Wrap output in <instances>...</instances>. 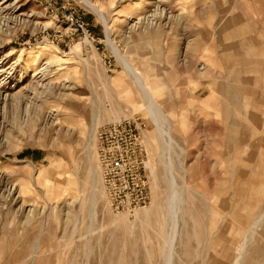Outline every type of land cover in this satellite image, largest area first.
<instances>
[{"label": "rangeland", "instance_id": "1", "mask_svg": "<svg viewBox=\"0 0 264 264\" xmlns=\"http://www.w3.org/2000/svg\"><path fill=\"white\" fill-rule=\"evenodd\" d=\"M263 139L264 0H0V264H264Z\"/></svg>", "mask_w": 264, "mask_h": 264}, {"label": "built area", "instance_id": "2", "mask_svg": "<svg viewBox=\"0 0 264 264\" xmlns=\"http://www.w3.org/2000/svg\"><path fill=\"white\" fill-rule=\"evenodd\" d=\"M133 123V121L131 122V120H127L124 124L120 122L109 125L106 133H108V136L114 140L119 136H123L128 139L130 145L135 146L137 142V127ZM108 144L109 143H107V145ZM119 146L118 143L116 147H112L109 144V146H103L98 150L99 167L101 169L104 184L115 182L121 184L122 182H126L128 178L134 176L133 170L136 169V166L133 165L134 162L132 161V158L136 153V149L134 147L122 149ZM110 195L108 196L111 204L118 206L119 201Z\"/></svg>", "mask_w": 264, "mask_h": 264}, {"label": "bare ground", "instance_id": "3", "mask_svg": "<svg viewBox=\"0 0 264 264\" xmlns=\"http://www.w3.org/2000/svg\"><path fill=\"white\" fill-rule=\"evenodd\" d=\"M88 5H89V7H91V9L96 13V15L99 17V19L100 20H103V16H102V14H101V12H100V10L97 8V7H95L94 5H91V4H89V3H87ZM103 22V21H102ZM180 43V42H179ZM178 43V44H179ZM182 45V44H181ZM180 45V46H181ZM175 47V46H174ZM177 47V46H176ZM182 47V46H181ZM179 49V48H178ZM125 66V65H124ZM126 67V66H125ZM131 68V67H130ZM130 68H128V69H130ZM133 75V74H132ZM135 75V74H134ZM137 77V76H136ZM134 79H136V81H137V83L140 85H138L140 88H141V91H142V95H143V98H145V99H147V101L149 102V106H152V102H151V99H150V95H149V93L146 91V89H145V87L142 85V82H141V79L140 78H134ZM154 105V104H153ZM260 144V143H259ZM250 147L251 148H253V149H256V147L253 145V143L252 144H250ZM258 149H260L259 151H256V152H258V153H256V156H252V159H250V160H248V164H245V163H240L239 162V155H235L234 156V160H235V162H237V164L239 163L240 164V167H241V165H244L243 167L245 168V167H249L248 169H252V168H254V167H260V168H263V159H262V155H263V149H264V139H263V142L261 143V145H260V148H259V146H257V150ZM262 156V157H261ZM254 157V158H253ZM250 158H251V156H250ZM243 167H241V168H243ZM240 168V169H241ZM263 170H264V168H263ZM240 171V170H239ZM171 182V184H172V180L170 181ZM169 185V184H168ZM171 186V185H170ZM174 186V184H172V187ZM173 190H174V188H172ZM263 189H264V186L263 187H261L260 189H259V192L261 191V192H263ZM171 193H172V190H171ZM246 196V195H245ZM262 196H263V193H262ZM251 198H256L257 200H260V198H257L256 196H250ZM262 199V198H261ZM250 201H252V200H250ZM170 202H171V200H170ZM172 203V202H171ZM172 205V204H171ZM177 206V205H176ZM172 207V206H171ZM170 210H172V208L170 209ZM177 211V210H176ZM171 212V211H170ZM245 241V240H244ZM243 241V242H244ZM242 242V243H243ZM241 245H243V244H241ZM240 252V251H239ZM167 259H168V262H169V257H167ZM168 264V263H167Z\"/></svg>", "mask_w": 264, "mask_h": 264}]
</instances>
